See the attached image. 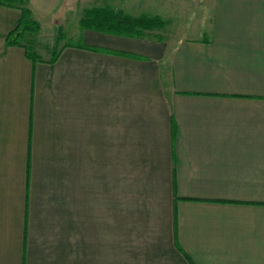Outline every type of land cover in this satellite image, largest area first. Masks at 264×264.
<instances>
[{"label":"crops","instance_id":"0c3cea01","mask_svg":"<svg viewBox=\"0 0 264 264\" xmlns=\"http://www.w3.org/2000/svg\"><path fill=\"white\" fill-rule=\"evenodd\" d=\"M3 1L0 264H264V0L54 62L9 45Z\"/></svg>","mask_w":264,"mask_h":264},{"label":"rangeland","instance_id":"374dc122","mask_svg":"<svg viewBox=\"0 0 264 264\" xmlns=\"http://www.w3.org/2000/svg\"><path fill=\"white\" fill-rule=\"evenodd\" d=\"M24 7L30 11V20L35 23L36 33L31 36L35 41V46L41 57L51 56V50L57 45L56 49H61L67 45H78L83 43V32L80 21L86 15V11L92 8L110 6L112 9L121 8L128 15L138 17L140 15L165 16L172 14L180 3L186 4V21L176 22L171 19L166 22L163 29H155L149 34L169 36L176 34L177 39L182 32L189 30L193 19L198 16L192 15L195 10L196 0H116L117 3H106L110 0H24ZM113 1V0H112ZM186 1V2H185ZM175 2V3H174ZM196 3V4H195ZM179 4V5H178ZM182 9V6L179 7ZM22 12V10H21ZM200 14V13H199ZM190 16V17H188ZM200 16V15H199ZM181 26H180V25ZM176 36V35H175ZM62 37V38H61ZM61 38L59 42L56 40Z\"/></svg>","mask_w":264,"mask_h":264},{"label":"trees","instance_id":"16d2710c","mask_svg":"<svg viewBox=\"0 0 264 264\" xmlns=\"http://www.w3.org/2000/svg\"><path fill=\"white\" fill-rule=\"evenodd\" d=\"M9 6H16L22 10L21 20L18 25L8 34L9 45H18L25 48L27 56L34 61L41 60L36 49L35 41L31 38L36 31L35 23L30 20V11L24 7V0H4ZM83 30H94L109 34L126 36L131 38H142L147 36L152 30L163 29L166 22L160 16L140 15L134 17L121 10L112 9L110 6L92 8L86 11V15L80 21ZM62 38V37H61ZM59 38L56 43L61 40ZM79 46L81 44H78ZM74 45V46H78ZM57 45L51 50L50 62L58 59L61 49H56ZM114 53L112 51H107Z\"/></svg>","mask_w":264,"mask_h":264}]
</instances>
